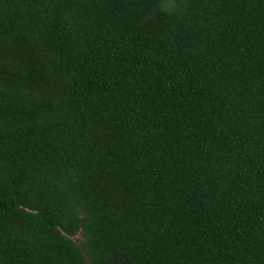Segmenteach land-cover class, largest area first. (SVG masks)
I'll use <instances>...</instances> for the list:
<instances>
[{"label": "trees", "instance_id": "1", "mask_svg": "<svg viewBox=\"0 0 264 264\" xmlns=\"http://www.w3.org/2000/svg\"><path fill=\"white\" fill-rule=\"evenodd\" d=\"M0 264H264V0H0Z\"/></svg>", "mask_w": 264, "mask_h": 264}, {"label": "rangeland", "instance_id": "2", "mask_svg": "<svg viewBox=\"0 0 264 264\" xmlns=\"http://www.w3.org/2000/svg\"><path fill=\"white\" fill-rule=\"evenodd\" d=\"M74 239H75V240H79V239H81V238H79V236H76Z\"/></svg>", "mask_w": 264, "mask_h": 264}]
</instances>
